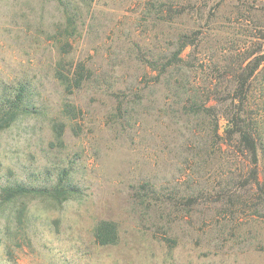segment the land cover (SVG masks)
Masks as SVG:
<instances>
[{
    "label": "rangeland",
    "instance_id": "374dc122",
    "mask_svg": "<svg viewBox=\"0 0 264 264\" xmlns=\"http://www.w3.org/2000/svg\"><path fill=\"white\" fill-rule=\"evenodd\" d=\"M183 31L200 44L169 84L160 64ZM263 31L264 0H0V102L21 92L27 110L0 129V264H264L220 102ZM208 97L222 150L196 113ZM59 180L75 192L48 194ZM17 185L35 190L2 191ZM101 220L115 243H96Z\"/></svg>",
    "mask_w": 264,
    "mask_h": 264
},
{
    "label": "trees",
    "instance_id": "16d2710c",
    "mask_svg": "<svg viewBox=\"0 0 264 264\" xmlns=\"http://www.w3.org/2000/svg\"><path fill=\"white\" fill-rule=\"evenodd\" d=\"M264 40V31L260 35ZM200 36L196 31H183L177 34L176 39L170 47H167V55L161 62L162 73H165L164 80L171 84V76L174 71L184 72L191 67L185 54L187 48H196L200 44ZM232 60L228 76V84L221 92L223 101V114L226 120L224 134L226 136L225 157L230 161V165L237 166L232 171L233 178L237 181L236 186L245 190L248 198L253 202L255 209H259L264 214V49L259 44L255 52H249L246 56ZM150 67L158 66L157 59L146 60ZM76 77L74 85L78 87L87 78L86 67L82 62L75 66ZM60 75V74H58ZM86 75V76H85ZM62 79L61 76H58ZM63 81V79H62ZM194 97V96H193ZM210 99L196 104V108L204 119L208 120L211 126L210 140L213 144L223 146L216 142L222 137L218 134V111L214 104H209ZM216 101H219V100ZM23 95L18 92L8 103L0 102V129L11 125L19 115L26 113L23 107ZM194 103V102H193ZM217 103V102H216ZM193 107L192 103L189 108ZM201 109V110H200ZM47 190L48 194H53L55 198L65 199L75 192L70 183H63L61 180ZM35 189L26 188L22 185L6 189L3 192L9 198L32 192ZM220 193L219 191L216 194ZM227 194V195H226ZM231 194L222 193V198H229ZM192 198V197H190ZM195 198V197H194ZM157 201H161L160 198ZM262 214V215H263ZM118 238L117 225L110 220L99 221L94 228V239L100 245L113 244Z\"/></svg>",
    "mask_w": 264,
    "mask_h": 264
}]
</instances>
